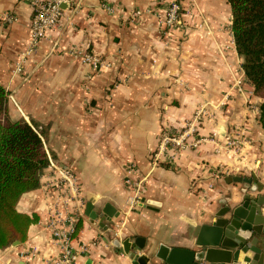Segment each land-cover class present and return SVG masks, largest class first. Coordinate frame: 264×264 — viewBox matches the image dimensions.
Segmentation results:
<instances>
[{"label":"crops","instance_id":"crops-1","mask_svg":"<svg viewBox=\"0 0 264 264\" xmlns=\"http://www.w3.org/2000/svg\"><path fill=\"white\" fill-rule=\"evenodd\" d=\"M32 2L0 0V84L9 95L10 120L43 132L48 164L77 176L84 218L69 244L76 264H133L113 239L137 241L143 249L132 253L161 264L154 258L160 245L192 249L196 227L213 222L220 209L239 206L246 196L264 198L261 99L246 79L235 86L245 76L227 0H69L56 31L21 63ZM172 2L181 6V24L164 34ZM72 48L98 57L100 68L83 63ZM202 108L205 140L152 165L162 132L179 131ZM213 133L218 144L209 140ZM229 140L241 143L236 152L225 150ZM52 177L48 165L39 187L19 199L18 212L37 221L24 243L0 249V264H49L60 257L44 201ZM128 178L143 184L133 210ZM89 203L96 219L86 213ZM260 209L264 216V200ZM256 246L261 257L254 261L248 251L247 264H264V235Z\"/></svg>","mask_w":264,"mask_h":264},{"label":"trees","instance_id":"trees-1","mask_svg":"<svg viewBox=\"0 0 264 264\" xmlns=\"http://www.w3.org/2000/svg\"><path fill=\"white\" fill-rule=\"evenodd\" d=\"M227 3L242 72L254 95L261 99L258 120L264 129V0ZM8 96L0 84V249L14 242L24 243L28 228L37 221L36 216L18 212L16 206L23 194L39 187L49 161L43 132L22 119L10 120Z\"/></svg>","mask_w":264,"mask_h":264},{"label":"built area","instance_id":"built-area-1","mask_svg":"<svg viewBox=\"0 0 264 264\" xmlns=\"http://www.w3.org/2000/svg\"><path fill=\"white\" fill-rule=\"evenodd\" d=\"M68 3L69 0H33L30 20V40L24 54L20 58L21 63L27 55L34 52L40 40L48 39L56 31L64 18V9L61 6L67 5ZM106 9L110 11L108 7ZM181 10L180 4L176 2H172L166 6V15L161 23L165 30L164 34H169L170 31L174 33V30L180 26L182 17ZM3 18L7 22L13 20V16H4ZM70 53L75 57L79 56L83 63L90 65L92 68H100L101 63L98 57L90 53H83L76 48H72ZM20 67L17 68L18 71ZM243 80L245 78L242 75L235 86H239ZM206 118L205 108L198 109L190 120L185 121L179 131L175 133L162 132L157 149L151 156L152 165H157L165 161L164 158L168 156V162H170L183 150L195 148L202 143L205 139L200 136L199 132ZM216 139L217 136L214 133L209 138V140L214 141V144H218ZM240 146L241 143L238 141L229 140L226 143L225 150L236 152ZM219 148L221 147L218 146L215 149L217 153L220 152ZM48 165L52 169L53 174L52 182L48 185V189H46L47 191H51L45 195L44 199L50 213L48 227L51 231L53 243L61 249L60 257L49 264H76V256L70 252L69 244L77 223L84 218V199L81 187L77 176L71 169H60L52 163ZM132 172V169L128 170V174H132ZM126 182L129 184L131 192L128 199V208L133 210L140 203L143 184L136 179L131 182L129 178L126 179Z\"/></svg>","mask_w":264,"mask_h":264},{"label":"water","instance_id":"water-1","mask_svg":"<svg viewBox=\"0 0 264 264\" xmlns=\"http://www.w3.org/2000/svg\"><path fill=\"white\" fill-rule=\"evenodd\" d=\"M66 5H62L65 8ZM235 182L245 183L248 179L234 178ZM255 181L252 176L249 179ZM262 187L255 191L260 192ZM262 197L252 201L249 196L244 197V202L236 207L226 206L216 214V219L196 227L194 231L195 242L192 249L171 248L160 245L154 253V258L161 264H247L246 254L253 253L254 261L261 257V250L257 248L258 237L264 235V216L261 212ZM92 212L91 203L87 204V215L96 219ZM108 215V214H107ZM136 241L131 244L129 240L120 242L111 241V245L133 260V264H147L149 259L144 255H136L130 250H142L143 247ZM19 242L12 243L18 246ZM138 245V246H137ZM141 246V247H140ZM244 255V256H243ZM251 264H255L252 263Z\"/></svg>","mask_w":264,"mask_h":264}]
</instances>
